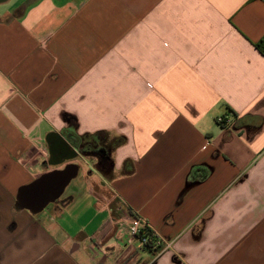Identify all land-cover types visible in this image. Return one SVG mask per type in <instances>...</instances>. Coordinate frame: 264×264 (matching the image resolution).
Returning a JSON list of instances; mask_svg holds the SVG:
<instances>
[{
    "label": "crops",
    "instance_id": "obj_1",
    "mask_svg": "<svg viewBox=\"0 0 264 264\" xmlns=\"http://www.w3.org/2000/svg\"><path fill=\"white\" fill-rule=\"evenodd\" d=\"M263 36L264 0H0V264H264Z\"/></svg>",
    "mask_w": 264,
    "mask_h": 264
},
{
    "label": "built area",
    "instance_id": "obj_2",
    "mask_svg": "<svg viewBox=\"0 0 264 264\" xmlns=\"http://www.w3.org/2000/svg\"><path fill=\"white\" fill-rule=\"evenodd\" d=\"M216 123L222 127H229L231 120L226 117H217ZM128 245L138 242L141 248L156 251L161 248L162 241L151 231L148 224L140 218H135L127 227ZM170 243H165L164 249H168Z\"/></svg>",
    "mask_w": 264,
    "mask_h": 264
},
{
    "label": "water",
    "instance_id": "obj_3",
    "mask_svg": "<svg viewBox=\"0 0 264 264\" xmlns=\"http://www.w3.org/2000/svg\"><path fill=\"white\" fill-rule=\"evenodd\" d=\"M74 170L76 171V167H74ZM75 171L72 172V174H67V175L64 176L63 180L60 183L59 189L62 190V188L66 185V183L71 179V177L74 176ZM61 190L59 191V193L61 192ZM59 193H57V196H58Z\"/></svg>",
    "mask_w": 264,
    "mask_h": 264
},
{
    "label": "trees",
    "instance_id": "obj_4",
    "mask_svg": "<svg viewBox=\"0 0 264 264\" xmlns=\"http://www.w3.org/2000/svg\"><path fill=\"white\" fill-rule=\"evenodd\" d=\"M255 48L264 57V36L255 44Z\"/></svg>",
    "mask_w": 264,
    "mask_h": 264
}]
</instances>
